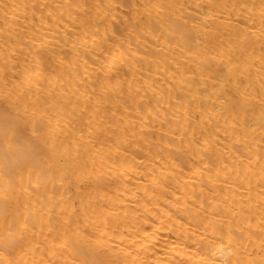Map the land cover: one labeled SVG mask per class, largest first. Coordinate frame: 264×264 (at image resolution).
<instances>
[{
    "label": "bare ground",
    "instance_id": "6f19581e",
    "mask_svg": "<svg viewBox=\"0 0 264 264\" xmlns=\"http://www.w3.org/2000/svg\"><path fill=\"white\" fill-rule=\"evenodd\" d=\"M0 264H264V0H0Z\"/></svg>",
    "mask_w": 264,
    "mask_h": 264
},
{
    "label": "rangeland",
    "instance_id": "374dc122",
    "mask_svg": "<svg viewBox=\"0 0 264 264\" xmlns=\"http://www.w3.org/2000/svg\"><path fill=\"white\" fill-rule=\"evenodd\" d=\"M84 1H87V0H84ZM115 2H116V1H115ZM116 4H117V5H116ZM116 4H115V6L123 12V15L126 17L128 23H129V24L133 23V22H132V21H133L132 17H133V15L135 14V13H134L135 11H134L133 9L136 10L137 7H134V8H131V9H127V8L125 9L124 6L126 5V3H123V4H124L123 6L120 5L119 2H116ZM132 10H133V12H132ZM137 10H138V9H137ZM139 10H140V9H139ZM132 14H133V15H132Z\"/></svg>",
    "mask_w": 264,
    "mask_h": 264
}]
</instances>
